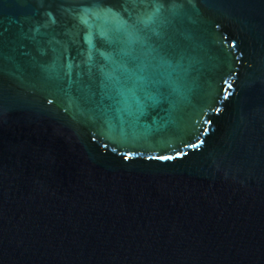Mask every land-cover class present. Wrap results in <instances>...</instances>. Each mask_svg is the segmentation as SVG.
Instances as JSON below:
<instances>
[{"label":"water","instance_id":"1","mask_svg":"<svg viewBox=\"0 0 264 264\" xmlns=\"http://www.w3.org/2000/svg\"><path fill=\"white\" fill-rule=\"evenodd\" d=\"M0 264H264V0H0Z\"/></svg>","mask_w":264,"mask_h":264}]
</instances>
